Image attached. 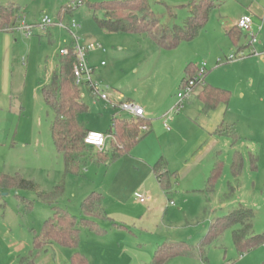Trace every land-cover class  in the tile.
I'll return each instance as SVG.
<instances>
[{"label":"rangeland","instance_id":"374dc122","mask_svg":"<svg viewBox=\"0 0 264 264\" xmlns=\"http://www.w3.org/2000/svg\"><path fill=\"white\" fill-rule=\"evenodd\" d=\"M77 1L0 0L1 6L22 10L23 20L32 27L30 38L22 27L11 32L9 45L0 34V177L19 175L39 187V191L7 188L1 192L0 264H20V258L28 255L33 232H40L53 215L41 194L60 185L63 194L55 205L79 219L81 203L92 192L101 193L107 215L124 226L117 234L124 236L120 248L129 254L149 253L165 241L197 245L213 221L240 209L254 213L253 231L264 234V4L212 0L210 16L194 40L176 49L160 50L146 37L108 33L98 27L94 16L102 18L103 14L92 6L113 0H81L79 8L61 19L63 9ZM147 1L162 23L184 27L188 5L199 0ZM246 10L255 16V33L259 28L262 32L258 44L251 46L243 32L235 46L227 31ZM45 16L53 25L44 30L41 23ZM73 20L80 26L78 30H70ZM74 34L82 45L103 47L86 54V61L94 71L92 79L100 95L106 94L109 100L100 99L87 84L80 85L89 108L82 116L88 129L108 134L114 116L130 118L119 105L132 103L152 119V132L118 160H113L110 139L102 151L104 157L91 149L79 173L66 175L63 157L50 133L55 114L46 105L42 88L58 71L60 51L74 45ZM241 51L244 58L229 60ZM191 64L194 68L206 64L205 83L229 91L231 100L228 107L221 104L205 113L199 87L185 99L180 112L173 114L168 131L161 117L178 103L182 79ZM211 125L215 128L209 131ZM220 125L230 134H213ZM236 155L243 160L238 179L232 172ZM162 157L175 175L168 193L152 172ZM217 162L221 174L210 189ZM107 224L111 225L103 222L106 229ZM207 258L203 262L178 257L169 264H264V246L240 255L229 229L218 243L210 245Z\"/></svg>","mask_w":264,"mask_h":264},{"label":"trees","instance_id":"16d2710c","mask_svg":"<svg viewBox=\"0 0 264 264\" xmlns=\"http://www.w3.org/2000/svg\"><path fill=\"white\" fill-rule=\"evenodd\" d=\"M82 4L83 1H77L72 6L65 7L63 11L71 13ZM92 8L103 14L102 18L94 16L101 30L113 34L139 35L150 39L160 50H172L183 42L195 39L200 29L206 24L213 5L212 0H199L189 4V17L184 27H169L162 23L147 0H113L98 3ZM23 16L24 12L19 8L0 5V32H13L19 28ZM227 34L231 42L238 46L243 32L235 27L227 31ZM68 50V55L60 57L58 71L52 76L51 82L42 88V94L46 105L55 114L50 128L51 137L57 153L63 157L65 173L66 175H77L86 155L92 153L91 149L94 148L85 143L90 130L82 116L88 113L89 108L83 101L80 86L75 81L74 69L77 65V57L74 55L73 45ZM196 72L197 67L194 68L192 64L188 65L182 83L192 78ZM198 98L203 105V111L208 113L221 104L228 106L231 93L206 85L200 91ZM150 124L151 120L147 118L114 116L108 133L112 136L110 145L113 160H118L132 151L149 133H143L142 128L149 127ZM215 134L229 135L230 132L221 127L216 130ZM99 155L104 157L103 152H99ZM253 163L255 164L254 157ZM167 167V161L163 157L153 166L155 176L165 192L170 190L171 180L175 177ZM242 169L243 160L236 155L232 164L235 179L240 177ZM220 174L221 167L217 162L209 179L210 189H213ZM7 188L39 191L38 185L19 175L0 177V195ZM62 194V185L57 186L50 193L41 194L43 201L52 207L53 215L44 222L40 232H33V249L27 256L20 258V264H34L35 258L54 244L74 251L71 257L72 264H88L87 259L78 251L81 230L87 229L96 235H105L107 230L101 226L102 221H108L112 226L124 227L107 215L101 193L92 192L81 203L82 217L80 219L55 205ZM253 221L254 213L251 210L234 211L213 221L209 231L197 245L174 241H165L158 245L148 264H169L178 257L200 258L203 262H207L210 245L218 243L229 229L232 230L233 243L237 252L240 255L247 254L264 246V234L254 233Z\"/></svg>","mask_w":264,"mask_h":264},{"label":"built area","instance_id":"2783aa9c","mask_svg":"<svg viewBox=\"0 0 264 264\" xmlns=\"http://www.w3.org/2000/svg\"><path fill=\"white\" fill-rule=\"evenodd\" d=\"M53 25L52 20L45 16L42 19L41 27L45 30L46 27ZM20 27L23 28V31L25 32V37L30 38L32 35V27H30L28 24H26L25 20L21 22ZM80 26L78 23L73 20L70 25V30H78ZM236 28L241 30L242 32H245L249 38H250V45L254 46L258 44V34L262 31V28L258 29V32L255 33L254 30V21L253 18L250 15H245L240 18V20L236 24ZM74 55L77 57V65L74 69V77L76 84L78 86L82 84H87L92 91H94L97 96L104 100L108 101V97L106 94L100 95L98 86L93 82L92 74L93 70L88 66L86 61V54H88L91 51L101 49L103 50V47L99 44H89V45H82L80 43L79 37H77L74 34ZM69 54V50L64 49L60 51L61 56H66ZM245 57V54L243 51L239 54V56H231L229 58L230 61H234L235 59H242ZM207 67L206 64H203L202 66L197 67L196 74L188 79L186 82L183 83V91L178 94V103L167 113L163 116L164 126L167 128V130H170L169 127V121L173 118V114L180 112V110L183 107V102L185 99L191 98L193 94L195 93L196 89L199 87L205 86V77L207 74ZM119 108L121 111L126 112L130 118L134 119H143L146 118L145 111L142 107L132 104V103H125L120 104ZM150 129L147 126H144L142 128L143 133L149 132ZM112 139V136L110 134H103L100 132H92L90 131L85 139L86 145L98 150L99 152H102L106 146L108 141ZM141 203H145V200L143 198L140 199ZM173 204V203H171Z\"/></svg>","mask_w":264,"mask_h":264},{"label":"crops","instance_id":"0c3cea01","mask_svg":"<svg viewBox=\"0 0 264 264\" xmlns=\"http://www.w3.org/2000/svg\"><path fill=\"white\" fill-rule=\"evenodd\" d=\"M255 2H256V5L258 7H261L262 4H264V0H255ZM64 14H65L64 11L61 12V14H59V17L61 19H63L65 17ZM245 15H250L254 21L255 16L249 10H246L243 14H241L239 19ZM235 27H236V24H234V28ZM230 28H232V26ZM0 34L3 35V37H4V40H3L4 43H6V45H9L12 41L11 36H10L11 32L10 31L9 32H0ZM80 42H81V40H80ZM91 44H93V43H91ZM85 45H86V43H85ZM87 45H89V44H87ZM100 50L101 49L94 50V51H100ZM94 51H91V52H94ZM89 54H90V52H89ZM206 85H209V84L205 83V86ZM210 86H212V85H210ZM200 88H201L200 89V91H201L204 87H200ZM19 105H20V109L23 110L24 105H23L22 101ZM226 107H228V106H226ZM169 111H167L165 114H167ZM163 116L161 117V119L163 118ZM146 118L151 120V124L149 125V129H150L149 133H151L152 132V129H151L152 128V119L148 118V117H146ZM206 126H208V125H206ZM221 127L224 128L222 125H220V126H218L217 129H219ZM214 128H215L214 125H211L210 127H208V130L212 131ZM215 132H213V134H215ZM50 133H51V131H50ZM152 172H153L154 177L156 178L153 169H152ZM156 180H157V178H156ZM158 183H159V181H158ZM103 190H101V191H103ZM103 192L105 193V190ZM106 193H107V191H106ZM166 193H168V192H166ZM111 201H114L112 196H111ZM171 205H173V204H171ZM103 207H104V204H103ZM109 214H110V216L114 217V215H112L111 213H109ZM114 218H116V217H114ZM113 220H115V219H113ZM103 222H105V221L100 222L102 227L105 226V225H103ZM106 227H107V229L106 228L105 229L107 230V233L105 235H102V236L96 235L87 229L81 230L80 245H79L78 251L87 259L88 264H148L152 260V259L149 260V258L151 257V255H152L151 258H153V255H154L156 248L149 250L150 252L149 253L146 252L147 254L145 252H142L140 254H129V252L126 248H124V249L120 248V244H123L124 239H125L124 236L117 234V231H118L117 229L120 227H116V226H112V225H108V224L106 225ZM113 237L115 238L114 240L112 239ZM116 243H117V245H116ZM115 246H118V247L113 248ZM32 249H33V246H32ZM32 249L28 252V254L32 251ZM73 253H74V251L72 249H69L66 247H61L59 245L54 244V245L48 247L46 250H44L40 255H38L34 260V264H72L71 263V257L73 255Z\"/></svg>","mask_w":264,"mask_h":264}]
</instances>
